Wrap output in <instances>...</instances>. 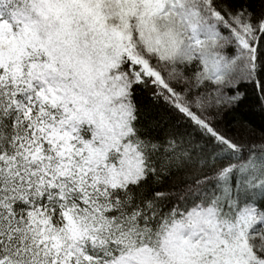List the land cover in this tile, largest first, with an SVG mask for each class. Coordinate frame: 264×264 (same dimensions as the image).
<instances>
[{"label":"snow or ice","instance_id":"obj_1","mask_svg":"<svg viewBox=\"0 0 264 264\" xmlns=\"http://www.w3.org/2000/svg\"><path fill=\"white\" fill-rule=\"evenodd\" d=\"M0 264H264V0H0Z\"/></svg>","mask_w":264,"mask_h":264}]
</instances>
